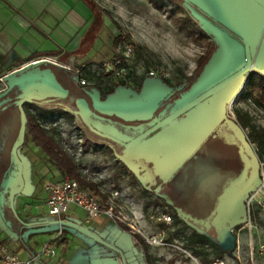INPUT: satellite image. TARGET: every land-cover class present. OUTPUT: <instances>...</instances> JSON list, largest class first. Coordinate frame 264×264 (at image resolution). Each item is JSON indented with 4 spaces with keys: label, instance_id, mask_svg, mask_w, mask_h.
Listing matches in <instances>:
<instances>
[{
    "label": "rangeland",
    "instance_id": "rangeland-1",
    "mask_svg": "<svg viewBox=\"0 0 264 264\" xmlns=\"http://www.w3.org/2000/svg\"><path fill=\"white\" fill-rule=\"evenodd\" d=\"M93 1L105 12L102 13L105 28L100 34L98 58L82 64L68 63L65 59H44L42 63L54 67L67 66L79 73L80 81L99 88L105 96L104 102H99L98 92H95L93 97L86 96L89 104L132 123L127 129H123L118 122L115 124L97 122L99 130H109L110 134L118 138H124L125 132L130 133L132 130L136 133L151 131L159 123L167 120L168 112L176 113L212 91L220 92L215 96L218 100L224 99L228 102L242 87V93L228 103L224 110V121L233 128L244 148L243 179H238V183H242L241 188L235 193V199L231 198L225 205H221L216 215L204 223L195 221L187 214L183 215L182 222H177L174 212L177 200L165 195L167 188L160 191L158 189L159 198L153 201L152 196L142 190L136 177L128 172L110 148H91L85 145L82 133L78 129V121L71 123L65 119L63 113L47 114L33 105H24V108L37 117L41 125L74 160L81 178L89 184L85 190L95 194L97 192L103 212L112 207L115 216L130 221L136 218V213L140 211L142 213L140 220L146 222L148 227L140 228L143 233L147 235L155 232L165 237V246L147 247L148 252L156 255L160 264H202L201 257L195 255L194 250L189 247L193 228L199 230L210 242L205 246L210 258L216 256V244L226 245V250H231L235 244L231 257L225 256L214 264H264V252L260 251V246L264 244V211L255 206L251 211L249 225L245 202L247 195L256 188L259 177V170L253 171L256 162L253 150H256L263 161L264 156L259 153L252 141L251 128H247L246 131L237 123V113L247 114L252 126L264 130V107L257 104L255 96L256 92L264 93V16L240 15L232 5L234 0L229 1V4L224 2L223 6L222 0H184L189 12L195 17L193 20L171 0ZM210 2L213 7L206 10V4L209 5ZM257 18H260V21ZM62 27L71 29L65 20L62 21ZM210 33L215 36L214 42L218 48L201 77L190 81V76L195 73L201 58L209 57L211 54L209 45L213 38ZM117 36L120 37V42L114 49L113 41ZM128 48H132V53L120 65L116 64L118 58L115 56L119 55L122 58ZM248 61H254L257 68L249 79L244 77L241 81L217 89L245 69ZM48 69L46 66L39 68L45 74V85L54 87L57 93L58 87L54 80L47 78ZM37 70L38 68L29 67L20 77L34 75ZM11 75L12 73H6L4 70L0 71V95L8 88ZM20 77H14L11 81ZM67 84L68 89L74 93L72 96H80L78 88L72 82ZM25 85L28 86L25 88L28 94L33 92L32 87L38 88L37 84L32 85V81ZM111 91H114V94ZM204 99L176 118V123L179 126H189L192 121L203 125L206 120L209 121L206 116L210 114L208 112L210 106H206ZM80 106L89 114V108L85 103L80 102ZM169 130L166 128L156 138H148L149 135L140 146L138 143L130 148H136L135 152L149 150L150 155H155L158 147L167 140ZM227 140L228 138L219 136L216 157L205 160L204 165L195 160L192 166L179 170L176 181L181 183L186 179V175L193 174L201 167L204 171L220 167L224 174L234 175L237 162H241L240 153L235 151L240 146L234 145L231 148ZM13 156L22 182L20 191L12 197L13 213L23 222L48 223L51 218L35 206L47 198L44 183L60 180L61 173L48 156L31 141L25 146H17ZM183 162L182 159L171 160L168 167L163 166L162 177H170V174L178 171ZM247 177H251V181ZM144 178L156 180L151 169L145 171ZM115 191H118L120 196L118 200H111L110 195ZM242 196L244 198L240 200ZM161 214L171 215L173 222L165 225L152 220V217L156 218ZM68 216L72 219L85 218L86 213L80 208L71 207ZM105 217L107 216L102 215L96 222H104ZM45 225L43 230L37 229L36 232L31 229L18 231L9 228L0 217V245L14 244L21 247L24 244L34 250L44 240H48L49 236L54 235V232H51L52 226ZM63 230L66 234L70 231L75 232L74 229L65 226ZM64 237L65 235L62 239ZM62 239L57 242H61ZM117 254L119 262L115 261L116 264H126L125 253L120 251ZM113 261L114 259L110 258L105 263L114 264Z\"/></svg>",
    "mask_w": 264,
    "mask_h": 264
},
{
    "label": "crops",
    "instance_id": "crops-1",
    "mask_svg": "<svg viewBox=\"0 0 264 264\" xmlns=\"http://www.w3.org/2000/svg\"><path fill=\"white\" fill-rule=\"evenodd\" d=\"M222 1L221 6L224 5V2L229 4V1L232 0ZM232 5L242 16H264V0H234ZM212 7V2L209 5L206 4V10L212 9ZM64 20L70 24L72 30L62 27V21ZM257 20L260 21V18H257ZM104 28V18L100 10L91 7L85 0H0V71L4 70L6 73H12L11 76H13L16 73L26 71L29 67L43 64L44 59H65L66 62L72 64L94 61L99 56L100 34ZM210 35L214 39L215 36L212 33ZM54 42L58 43V45ZM60 68L74 71L67 66ZM47 71L49 72L47 78L54 80L55 85L58 87V92L54 91V87H47L45 85V74L40 71L44 84L39 85L37 89L32 87L33 92L29 94L66 95L65 89L55 81V70L48 69ZM244 77L246 78L243 75L235 79L229 85L243 80ZM218 93L220 92H215L208 96L207 99H204V102L210 106L208 109L210 114L206 116V119H209V121L206 120L204 125L200 122L192 121L189 126H179L174 119L148 137L156 138L166 128L170 129L167 140L158 147L155 155H150L149 150L145 149L135 152L136 148H129L126 153L130 155L132 161L135 158H140L141 160L150 162L152 164L150 169L153 171V175H164L162 171L163 166L166 165L165 167H168L171 160L178 161L182 159L185 161V158L193 153L204 139L212 135L217 126L220 127L227 104L242 93V87L236 91L228 102H225L224 99L222 101L218 100L215 97ZM221 126L217 132L218 134L221 132L220 130H223V133L233 136L234 143L238 142L237 134L230 125L225 124ZM104 128L106 127L104 126ZM121 139L125 143L132 141V139L126 137ZM144 141L138 142L140 143L139 146ZM138 143L136 144L138 145ZM136 144L133 146H136ZM125 168L132 176L136 177L142 190L148 192L152 196L151 199L153 201L158 200V188L154 185L146 187L143 184V181L147 180L144 178L145 172L142 173L139 167L132 164ZM60 176V180L66 177H62V174ZM150 182L152 183L153 180L150 179ZM136 214L138 227L141 229L148 228L146 222L140 220L142 213L139 211ZM67 215L64 220L88 228L98 237L124 252L126 264H160L156 255L147 250V247L153 246H149L142 236L133 232L127 226V223L118 222L110 217H105V221L100 223L96 222V220L89 222L86 217L72 219L69 216L67 217ZM51 221L54 220L50 219L48 223ZM25 223L29 225L47 224L26 221ZM43 228L29 229L35 231L37 229L43 230ZM29 229L25 231H29ZM57 231L58 227L52 226L51 232H54V235L49 236L48 240H44L34 250L29 245L22 244L21 247L18 246L20 256L24 259L29 258L39 250L43 243L53 242L57 247V257L50 264H107L105 261L110 258L114 259V264L119 262V255L115 251L97 243L78 231H70L66 234L63 230V235H65L63 239V235L57 238ZM152 234L156 233L152 232L147 235ZM60 239L62 241L57 242ZM58 251L61 253L59 254Z\"/></svg>",
    "mask_w": 264,
    "mask_h": 264
},
{
    "label": "trees",
    "instance_id": "trees-1",
    "mask_svg": "<svg viewBox=\"0 0 264 264\" xmlns=\"http://www.w3.org/2000/svg\"><path fill=\"white\" fill-rule=\"evenodd\" d=\"M85 1L91 7L98 8L101 13H105L93 0ZM171 1L175 3L177 8L187 13L188 18H191L192 20L195 18L194 15L189 12L184 0ZM119 42L120 37L117 36L114 40L115 48L119 45ZM209 47L211 51L210 56L201 58L195 73L190 76V81L199 79L204 69L209 65L216 52L215 50L218 48L214 39L210 42ZM115 58L119 59L120 56L116 55ZM41 66H46L49 69L55 70V81L59 86L65 89L66 95H31L25 91V88L28 87L25 83H28L29 81H32V85L37 84V86H39L44 84L42 73L39 70ZM34 68H38L34 75L21 78L20 76L25 72L22 71L11 76L8 88L2 95H0V217L9 228H15L18 229V231H25L29 228H43L46 225L26 224L13 213L11 200L13 195L17 194L22 186V182L17 173V165L13 158V151L17 146H25L29 141H32L48 156L62 175L71 180L78 181L83 189H86L89 186V184L85 183L81 178L74 160L62 149L59 143L54 140L52 135L48 133L47 129L41 125L37 117L24 108V105H33L51 115L63 113L65 119L71 123H76V121H78V129H80L82 133V140L85 145L91 148H110L115 157L124 164V167H129L132 164L139 167L141 172L144 173L152 166L150 162L141 160L140 158H135L132 161L130 155L126 153L129 143H125L121 138L110 134L106 129L99 130L97 128V122H102L104 124H115L118 122L123 129H127L128 126L132 124L131 121H124L116 114L106 113L89 104L86 96L93 97L95 96V92H98L99 102H104L105 96H103L99 88L95 85L79 86L76 84V80L79 77V73L76 71L54 67L47 63H43ZM14 77L20 78L12 82L11 79ZM68 82H72V84L78 88V94L80 93V96H72L74 93L68 89ZM111 93L114 94V91H111ZM253 94L255 93L253 92ZM83 95H85V97ZM255 96L257 98V104L264 107V93L260 94L256 92ZM197 100L194 102H197ZM80 102L85 103L86 106H88L89 114H86V111L82 109ZM194 102L176 113L168 112L167 119L178 118L183 115L198 104H193ZM237 123L243 129L251 128L252 141L257 146L259 153L264 156V130H258L252 126L251 119L247 114L237 113ZM107 126L105 127L107 128ZM149 132L150 130L148 132L146 130L144 133H136L132 130L130 133L125 132L124 135L125 137L132 139V142H135L143 139ZM203 151L204 149H199L200 153H203ZM197 161V163H200L201 165H204V162H206L200 158H197ZM189 163V159L186 160L178 171L174 172V174H170L172 177L163 178V175H155V181L151 183L150 180H146L143 181V184L146 187L154 185L159 191L167 188L165 195L169 196L171 199L177 200L174 205L177 222H182L183 215L187 214L188 216L193 217L195 221L204 223L216 215L218 211L217 209L222 205V201L227 195V188L230 187L234 175L228 176L224 174L220 167L209 168L210 170L208 171L202 170L201 167V169L193 174H190L189 176L186 175V179L181 183H178L176 179L179 175V170H182L187 166H192ZM207 244H210L207 237L199 230L193 228L191 244L189 247L194 250L193 253L195 255L201 257L202 264H214L218 260H222L225 256L231 257L233 249L235 248V244L231 250H226V245L216 244V256L210 258V255L205 251V246Z\"/></svg>",
    "mask_w": 264,
    "mask_h": 264
},
{
    "label": "built area",
    "instance_id": "built-area-1",
    "mask_svg": "<svg viewBox=\"0 0 264 264\" xmlns=\"http://www.w3.org/2000/svg\"><path fill=\"white\" fill-rule=\"evenodd\" d=\"M132 53V48H128L122 55V58L116 61V64H121L125 58ZM246 68L249 69L247 79L256 72V64L254 61H248ZM76 83L79 86H85L84 81H80L78 78ZM244 130H248L247 128ZM249 140V139H247ZM250 141V140H249ZM252 148L254 145L251 144ZM255 156L259 164V182L255 189L247 195L246 211L249 216L248 224H251V211L255 206L264 211V161L259 157L256 150ZM44 191L47 195L46 201L40 205L35 206L36 209H40L53 219L54 221L64 220L65 216L69 213L71 207L80 208L86 213V219L89 222L95 221L102 215L115 219L121 223H127V226L136 234L142 236L145 242L149 246L160 247L165 246V237L161 234L146 235L138 227V221L136 218L126 221L125 218L115 216L113 208H109L106 212H103V206L100 198L88 190L81 187L78 181L71 180L65 177L59 181H46L44 183ZM120 194L118 191L112 192L110 195L111 200H118ZM152 220L170 225L173 222V217L169 214H161L158 217H152ZM57 238L63 235V227L58 226L56 233ZM260 251L264 252V244L260 246ZM57 257V247L53 242H46L41 245L39 250L29 258H22L19 254L18 246L14 244H1L0 245V264H50V262Z\"/></svg>",
    "mask_w": 264,
    "mask_h": 264
},
{
    "label": "flooded vegetation",
    "instance_id": "flooded-vegetation-1",
    "mask_svg": "<svg viewBox=\"0 0 264 264\" xmlns=\"http://www.w3.org/2000/svg\"><path fill=\"white\" fill-rule=\"evenodd\" d=\"M206 106H209V105L207 104ZM224 115L225 114L223 113V121H222L221 125L228 124V123H226V121H224L225 120ZM221 125H220V127H222ZM220 127L217 126V129H215V131L212 133V135H210L209 137L204 139L203 142L196 148V150L193 153H191L187 157L186 160L189 159V161H190L189 164L192 165V163L195 160H197V158H200V159H203V160H210V159L216 157V155L218 154V150H219V146H217V144H218L217 140L219 139V136H224V137L228 138L227 142L231 146V148H233L234 145H237V146L239 145L240 146L235 151L240 153L241 162L240 163L237 162V164H236V168H235L236 169V173L234 174V178L232 179L233 181L231 182L230 187L227 188V195H226L225 199H223V201H222V205H225V203L228 202L231 198L235 199V193L241 188L240 184L242 182L238 183V181H239L238 179H241V178L243 179L242 173H243L244 162H243L242 154H243V149L244 148H243V145H242V143H241L239 138H238V142L234 143L233 136L223 133L222 132L223 130H220L221 132L219 131L220 133L218 134L217 132H218ZM200 148L204 149L203 153L199 152ZM229 150H230V148L228 149V152H229ZM233 151L234 150L232 149L231 152H233ZM230 154L231 153H228V155H230ZM256 169L259 170V164H258L257 158H256L255 167H254L253 171L256 170ZM252 174H253V172H252ZM251 177H247V178L251 181ZM258 182H259V177H258ZM243 198H244V196H242V198L240 200H242ZM239 207H240V204L238 203L237 208H239Z\"/></svg>",
    "mask_w": 264,
    "mask_h": 264
},
{
    "label": "water",
    "instance_id": "water-1",
    "mask_svg": "<svg viewBox=\"0 0 264 264\" xmlns=\"http://www.w3.org/2000/svg\"><path fill=\"white\" fill-rule=\"evenodd\" d=\"M248 72H249V69H248V68L243 69L240 73H238V74L235 75L234 77L230 78L227 82H225L224 84H222L221 86H219L217 89H219V88L225 86L226 84H229V83L233 82L235 79H237V78H239V77H242L243 75H246ZM246 82H247V81H246ZM217 89H216V90H217ZM214 93H215V91H212V92H210V93H208V94L202 96L201 98H199V99L197 100V102H194L193 104L199 103L202 99L207 98L208 96H210V95H212V94H214ZM174 119H176V118H169V119L165 120L164 122H162L161 124H159L157 127H155V129L151 130V131H150V132H149V133H148L143 139L138 140V141H135V142H133L132 144H129L127 149H129V148H130L131 146H133L134 144H136V143H138V142L144 140V139H145L146 137H148L149 135H151V134L157 132L161 127H163L165 124H167L168 122H170V121H172V120H174ZM23 132H24V125H23ZM22 138H23V133H22ZM11 202H12V200H11ZM47 224H49L50 226H57V227H58V226H62V227H64V226H65V227H70V228H72V229L78 231L79 233H81V234H83V235H85V236H87V237L93 239V240L96 241L97 243H99V244H101V245H104V246H106L107 248H109V249L115 251L116 253H120V251H119L117 248H115V246H113L112 244L108 243L107 241L101 239V238L98 237L96 234H94L91 230H89L88 228H86V227H84V226H81V225H79V224H76V223H73V222H71V221H67V220L51 221V222H49V223H47Z\"/></svg>",
    "mask_w": 264,
    "mask_h": 264
}]
</instances>
